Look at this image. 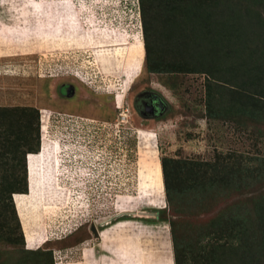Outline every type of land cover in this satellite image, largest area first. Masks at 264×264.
I'll return each mask as SVG.
<instances>
[{"label":"rangeland","instance_id":"rangeland-1","mask_svg":"<svg viewBox=\"0 0 264 264\" xmlns=\"http://www.w3.org/2000/svg\"><path fill=\"white\" fill-rule=\"evenodd\" d=\"M56 1L36 3L49 7L44 18L35 16L41 25L52 20L46 30L3 24L7 36L0 27V109L34 107L40 126L39 151L25 154L28 191L14 192L11 201L0 196V212L13 226V201L27 248L66 234L43 244L63 249L50 264H173L170 226L156 210L166 205L160 158L214 160L230 153L256 168L249 157H264V138L206 116L207 74L180 69L176 61L198 53H167L166 66L174 72L142 66L141 22L133 4L139 0H127L133 4L128 9L126 0H88L91 7L81 3L79 12L71 0ZM0 16L12 18L3 9ZM67 83L73 96L62 91ZM142 91L166 102L156 119L133 111L132 98ZM18 156L19 170L24 154ZM240 187L230 196L245 198L256 190L255 184ZM234 197L209 199L210 212L182 217L204 224ZM19 233L0 225V264L34 259L22 251Z\"/></svg>","mask_w":264,"mask_h":264},{"label":"trees","instance_id":"trees-1","mask_svg":"<svg viewBox=\"0 0 264 264\" xmlns=\"http://www.w3.org/2000/svg\"><path fill=\"white\" fill-rule=\"evenodd\" d=\"M259 6H264V0H139L138 3L144 46L142 66L149 72H174L173 65L166 66L167 53L183 55L189 49L198 53L182 64L176 61L180 69L207 74L206 116L233 123L238 130L262 139L264 10ZM5 113L10 116L5 118ZM39 128L34 107L0 109L3 153L0 160L5 156V169L0 172V196L6 195L9 201L14 192L28 191L25 154L39 151ZM130 143L136 146L135 135ZM19 152L25 159L18 170ZM235 157L229 153L217 154L214 160L160 158L166 205L156 210L170 226L173 264H264V186H257L264 182V157H249L257 161L256 168L245 165L246 158L238 161ZM254 184L256 190L249 196L240 199L230 196L240 191V186ZM228 195L229 199H236L213 213L204 224H189L182 217L191 212H210L209 199ZM12 203L15 224L10 227L8 216L0 212V225L20 230L22 251L34 258L14 264L53 263L52 248L42 246L64 239L66 234L50 237L35 249L27 248ZM167 210L170 217L164 215ZM9 236L8 241L16 240Z\"/></svg>","mask_w":264,"mask_h":264},{"label":"crops","instance_id":"crops-1","mask_svg":"<svg viewBox=\"0 0 264 264\" xmlns=\"http://www.w3.org/2000/svg\"><path fill=\"white\" fill-rule=\"evenodd\" d=\"M14 1L11 3V0H0V9H3L4 12L11 13V16H12V18L11 17L10 18H7V17L1 18V16H0V27L2 26L3 30H4L3 24H14V25H16L18 30H19L20 25L22 27H25L27 25L29 28L30 27L32 28L31 29L32 31L39 30V29H43V30L47 29L46 27H48L49 22H51L52 20L47 21L44 19V22L42 21L43 25H41V20L37 22L36 17H35V16L41 15V19H42V16L44 18V14H45L46 10L49 9V7L47 5L36 4L38 1L40 2L41 0H19V2L15 3V4H14ZM22 1H23V4L20 3ZM45 1H48L50 4H54V2H59L56 0H45ZM71 1L73 2V6L77 8L78 12L80 11L78 9L80 8L81 3H83V4L85 3V5L87 7H91V5H87L88 0H71ZM65 5L66 4H61V6L64 7V11L67 10V8H68L67 5L66 6ZM35 11L37 13H40V14L37 15ZM81 13H82V11H81ZM79 17H80V21L84 22L83 15L80 14ZM24 21H26V24L24 23ZM54 23H60V22H54ZM4 32H5V30H4ZM19 34H21V32ZM7 36H9V35L7 34ZM47 238H49V237H47ZM25 243H26V241H25ZM36 247H38V245H35V247H31V248L34 249ZM62 250L63 249H56V248L53 250L54 251L53 257H54L55 261L57 260V258L61 257L60 254H62ZM59 251H60V254H57V252H59Z\"/></svg>","mask_w":264,"mask_h":264},{"label":"flooded vegetation","instance_id":"flooded-vegetation-1","mask_svg":"<svg viewBox=\"0 0 264 264\" xmlns=\"http://www.w3.org/2000/svg\"><path fill=\"white\" fill-rule=\"evenodd\" d=\"M62 91L67 96H73L75 92L73 84L71 83H67ZM132 109L143 119H156L167 109V104L158 94L152 91H142L138 95L134 94L132 98ZM67 114L72 115L71 113Z\"/></svg>","mask_w":264,"mask_h":264},{"label":"clouds","instance_id":"clouds-1","mask_svg":"<svg viewBox=\"0 0 264 264\" xmlns=\"http://www.w3.org/2000/svg\"><path fill=\"white\" fill-rule=\"evenodd\" d=\"M121 1L123 2V1H125V0H121ZM127 2H128L127 0L124 2V3L126 4L125 8H127L128 5L131 6V4H132V2H130V1H129L128 3H127ZM133 4H134V8H136V10L138 11L137 15H138V19H139V21H140L139 8H138V1H135V3H133ZM133 4H132V5H133ZM127 9H128V8H127ZM47 239H48V238H47ZM36 248H37V247H36ZM30 249H33V248H30ZM34 249H35V248H34Z\"/></svg>","mask_w":264,"mask_h":264},{"label":"bare ground","instance_id":"bare-ground-1","mask_svg":"<svg viewBox=\"0 0 264 264\" xmlns=\"http://www.w3.org/2000/svg\"><path fill=\"white\" fill-rule=\"evenodd\" d=\"M56 38V37H55ZM92 40H94V38L92 39ZM99 57H100V55H98ZM107 73H109L108 71H106Z\"/></svg>","mask_w":264,"mask_h":264},{"label":"water","instance_id":"water-1","mask_svg":"<svg viewBox=\"0 0 264 264\" xmlns=\"http://www.w3.org/2000/svg\"><path fill=\"white\" fill-rule=\"evenodd\" d=\"M141 213H144V212H141Z\"/></svg>","mask_w":264,"mask_h":264}]
</instances>
